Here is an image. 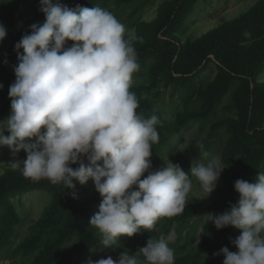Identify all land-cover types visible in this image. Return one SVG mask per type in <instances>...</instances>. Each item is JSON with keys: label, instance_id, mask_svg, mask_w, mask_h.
I'll list each match as a JSON object with an SVG mask.
<instances>
[{"label": "rangeland", "instance_id": "obj_1", "mask_svg": "<svg viewBox=\"0 0 264 264\" xmlns=\"http://www.w3.org/2000/svg\"><path fill=\"white\" fill-rule=\"evenodd\" d=\"M40 1L0 0V13L9 16L12 4H20L26 7L24 20L32 25L42 24L46 17L40 11ZM52 2L71 9L104 8L125 26L126 39L127 33L134 34V47L147 45L167 53L164 59L151 61L140 74H133L130 91L138 98L150 100L159 119L158 135L163 131L166 138L161 142L159 136L152 145L150 171H157L171 161L188 174L193 187L181 214L160 218L153 230L141 229L133 237L121 236L114 246L105 247L100 242V233L90 224L102 202L94 181L89 180L86 185L75 183V190H69L63 184L40 180L44 183L42 188L16 192L8 197L9 208L0 206V264H88L89 260L109 256L118 261L121 252L136 255L149 239L157 240L169 234L173 236L169 247L174 250V264H223L225 257L219 254L221 249L227 247L238 252L232 241L241 231L231 226L218 230L211 215L223 214L237 204L234 183L242 179L240 172L258 149L263 152L259 165L249 170L248 177H252L249 182H256L259 173H264V107H259L263 112L258 118L253 115L257 102L261 106L264 98V55L259 51L264 49V0H191L180 28L168 31L167 36L160 34L159 40L154 38L157 24L178 0ZM11 31H6L5 39L0 41V85L3 86L0 124L12 114L8 97L16 77L8 80L2 76L14 42ZM210 35L200 47L199 43ZM71 44L69 41L68 46ZM175 46L179 55L172 53ZM242 61L241 72L250 71L254 81L251 92L237 70ZM155 68L159 77L153 82L150 73L153 75ZM176 68L182 74L192 71L194 75L181 92L172 83ZM244 122L250 126L253 138L247 147L235 140L234 123ZM213 156L220 159L225 169L215 192L208 197L191 176L190 169L195 162L206 164ZM25 159L23 151L13 156L7 147L0 148V177L12 171L18 179H24L20 169L13 170L9 165ZM66 207H70L72 214L52 227L54 212ZM81 210H85L82 215L77 214ZM76 226L82 231L76 233Z\"/></svg>", "mask_w": 264, "mask_h": 264}, {"label": "clouds", "instance_id": "obj_2", "mask_svg": "<svg viewBox=\"0 0 264 264\" xmlns=\"http://www.w3.org/2000/svg\"><path fill=\"white\" fill-rule=\"evenodd\" d=\"M40 11L45 22L33 24L15 45L20 63L9 88L12 114L0 124V148L13 156L23 151L26 159L9 166L26 179H46L69 190H75L74 181H94L102 202L90 224L105 247L181 214L192 179L171 161L150 171L159 119L138 114L139 101L130 91L139 68L134 34L126 39L125 26L98 6L71 9L41 0ZM5 37L0 25V41ZM224 169L213 156L206 164L195 162L190 171L210 197ZM234 188L237 204L211 216L218 230L241 231L232 241L238 252L224 247L219 254L223 264H264V173L254 183L238 179ZM172 240L171 234L151 238L136 255L124 251L118 261L109 256L88 264H174Z\"/></svg>", "mask_w": 264, "mask_h": 264}, {"label": "trees", "instance_id": "obj_3", "mask_svg": "<svg viewBox=\"0 0 264 264\" xmlns=\"http://www.w3.org/2000/svg\"><path fill=\"white\" fill-rule=\"evenodd\" d=\"M191 0H178V2L175 4V6L166 14H164L157 24L156 30L154 32V38L159 40L160 34L167 36L168 31L180 28L183 17L186 13H188L191 3ZM41 2V1H40ZM9 8V6H8ZM11 15L8 16V14L0 13V25H3L8 31L11 29V35L13 37V46L11 49V54L6 57L4 67H3V77L6 76L8 80L11 76L15 77L14 69L18 66L20 63L19 56L17 54V51L15 49V45L21 40L22 36L25 34L31 33V26L32 24L28 23L25 19L26 16V7L22 6L20 4H12L10 8ZM6 15V16H5ZM173 32V31H170ZM215 35V33H214ZM212 35L208 36L206 39L202 40L199 43L200 47H203L205 41L211 38ZM254 38V37H253ZM206 45V44H205ZM135 51L137 55V63L139 65L138 71L134 74H140L143 70V68H148L150 66L151 61H159L166 57L167 53L164 51L156 50L150 46L142 45V46H135ZM262 55H264V49L260 48L259 50ZM173 55H179V49L175 46V49H173ZM23 49H20L19 55H23ZM230 64H234V62H229ZM243 61L242 64L237 65V70H240V73L243 77V79L248 83L249 91L251 92L250 85H254V81L252 78V75L249 74L250 71H246V74L244 72H241L243 69ZM231 67V66H229ZM246 68H248V63L246 62ZM176 72V76H174L172 83L174 86V89L178 92L183 91V88L187 85H189V81L192 80V77H194L192 71L181 73L178 72L177 68L174 69ZM177 70V71H176ZM2 72V71H1ZM153 75H151V80L154 82L158 79L159 73L158 69L155 68L152 70ZM181 74V75H178ZM143 76V75H141ZM252 78V79H251ZM8 85H11L10 81H8ZM9 100L10 97H8ZM139 101V107L137 109L138 114L142 115L144 118H150L152 114L154 115V107L149 99L142 97L138 98ZM259 107H264V98L261 100V106L258 104L256 105V110L254 111L253 115L255 117H259L260 114L263 112L259 109ZM259 113V114H258ZM235 124V140L242 142L245 144V147L249 146L251 143V139H253L252 133L250 132V126L246 125V122L242 124L234 123ZM159 136L161 137V142L165 141V136L163 135V131H161ZM256 144V143H255ZM157 151V150H154ZM262 150L258 149L253 158L250 160L249 164L246 165V167L240 172L242 175V179L249 182L250 179H252L251 176L248 177L250 168H253L254 166H258V162L260 160V156L262 155ZM85 164L88 163V161L85 159ZM257 164V165H256ZM79 165H73V168L78 167ZM255 179V177H254ZM74 183L79 184V182L74 181ZM250 183V182H249ZM254 183V180L253 182ZM52 184V183H51ZM56 185V184H54ZM44 186V183L41 181H32L30 179H18L14 172L9 171L4 176L0 177V206L4 209L9 208L8 204V197L10 195L16 194V192L22 193V192H29L36 190L38 188H42ZM239 200V194L236 191H233ZM87 204V203H86ZM84 206V205H83ZM70 207H66L65 209L59 210L60 212H54V221L52 223V227H55V225H58L61 219L70 216L72 214L71 210L69 211ZM58 210V209H55ZM83 211H77V214L82 215ZM80 219V218H79ZM79 219L77 222H79ZM65 221V220H64ZM76 233L81 232L82 230L78 231V228L76 226ZM97 249V248H95Z\"/></svg>", "mask_w": 264, "mask_h": 264}]
</instances>
